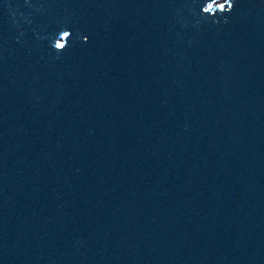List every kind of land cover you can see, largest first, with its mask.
Returning a JSON list of instances; mask_svg holds the SVG:
<instances>
[{"label":"water","instance_id":"95a60500","mask_svg":"<svg viewBox=\"0 0 264 264\" xmlns=\"http://www.w3.org/2000/svg\"><path fill=\"white\" fill-rule=\"evenodd\" d=\"M232 2L0 0V264H264V0Z\"/></svg>","mask_w":264,"mask_h":264},{"label":"clouds","instance_id":"9594fccd","mask_svg":"<svg viewBox=\"0 0 264 264\" xmlns=\"http://www.w3.org/2000/svg\"><path fill=\"white\" fill-rule=\"evenodd\" d=\"M221 2H222V0H221ZM233 2H232V0H227V3H224L223 4V7L222 8H220V9H217V11H219L220 13H226V12H230L231 11V9L233 8ZM203 11V10H202ZM217 11L213 14V15H215L216 13H217ZM204 13V12H203ZM205 14V13H204ZM225 22H227V18L225 17ZM62 32H69L70 33V31H68V30H64V31H62ZM87 38L85 37V40H86ZM67 47V46H66ZM55 48V47H54ZM66 49V48H65ZM65 49H62V50H57V49H55L57 52H62L63 50H65Z\"/></svg>","mask_w":264,"mask_h":264}]
</instances>
